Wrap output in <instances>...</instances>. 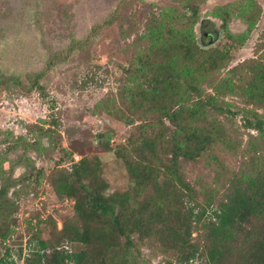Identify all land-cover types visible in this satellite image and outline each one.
<instances>
[{"label":"trees","instance_id":"16d2710c","mask_svg":"<svg viewBox=\"0 0 264 264\" xmlns=\"http://www.w3.org/2000/svg\"><path fill=\"white\" fill-rule=\"evenodd\" d=\"M250 6L243 18L249 23L247 32L227 34L238 45L261 14L256 0ZM186 9L182 18H168L169 8L152 13L132 44L120 104L106 108L131 127L125 142L111 146L112 128L98 134L104 150L123 160L133 184L107 193L97 156L59 168L51 181L53 191L74 201V215L63 223L50 217L48 239L36 230L26 264H139V242L152 239L173 258L162 264H264V170L235 176L222 194H201L185 171L188 162L212 151L218 141L230 140L222 123L211 118L232 113L218 97L235 95L264 110V59L250 58L233 68L241 74L239 82L218 80L217 73L231 58L232 43L203 46L206 42H199L193 29L200 6L189 0ZM200 27L203 38L213 31H208L207 20ZM41 76L36 72L28 78L37 87ZM11 85L22 82L0 73V86ZM257 109L247 110L245 126L258 131L264 143V114ZM6 185L0 188V202L6 198ZM12 229L0 231L2 240Z\"/></svg>","mask_w":264,"mask_h":264},{"label":"rangeland","instance_id":"374dc122","mask_svg":"<svg viewBox=\"0 0 264 264\" xmlns=\"http://www.w3.org/2000/svg\"><path fill=\"white\" fill-rule=\"evenodd\" d=\"M187 1L0 0V73L16 75L22 82L0 86V188L7 184L6 198L0 202V231L13 228L6 240L0 237V264H26L36 230L48 239L50 217L61 223L73 217L74 201L53 191L51 181L59 168L97 156L107 193L133 184L123 160L104 150L98 134L112 128L111 146L125 142L131 127L106 108L120 104L132 44L152 13L159 15L169 8L168 18H182ZM195 1L200 6V22L193 28L197 40L206 42L205 47L225 48L232 43L231 58L217 73L218 80L239 82L241 74L233 68L250 58L264 59V0H256L261 14L241 45L227 34L247 32L249 23L243 18L251 0ZM223 16L228 18L227 27ZM202 20L215 33L211 45L209 37L203 38ZM49 60L53 61L49 64ZM36 72H42L37 87L28 78ZM218 100L233 114L215 113L211 118L222 123L230 140L218 141L212 151L185 166L187 178L201 194H222L235 176L264 170L263 140L258 131L245 126L247 110L257 107L235 95ZM166 259L173 258L156 240L139 242V264H162Z\"/></svg>","mask_w":264,"mask_h":264},{"label":"flooded vegetation","instance_id":"af4514ba","mask_svg":"<svg viewBox=\"0 0 264 264\" xmlns=\"http://www.w3.org/2000/svg\"><path fill=\"white\" fill-rule=\"evenodd\" d=\"M205 36H206V38H208V37H209L210 39H212V38H214V37H215V33H214V31H212V33H211V34L207 32V33L205 34Z\"/></svg>","mask_w":264,"mask_h":264}]
</instances>
